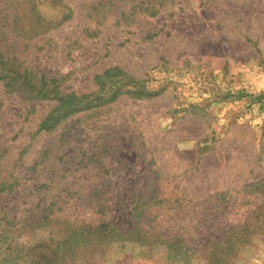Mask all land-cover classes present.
<instances>
[{
	"label": "rangeland",
	"instance_id": "rangeland-1",
	"mask_svg": "<svg viewBox=\"0 0 264 264\" xmlns=\"http://www.w3.org/2000/svg\"><path fill=\"white\" fill-rule=\"evenodd\" d=\"M263 93L264 0H0L13 264H264Z\"/></svg>",
	"mask_w": 264,
	"mask_h": 264
},
{
	"label": "trees",
	"instance_id": "trees-1",
	"mask_svg": "<svg viewBox=\"0 0 264 264\" xmlns=\"http://www.w3.org/2000/svg\"><path fill=\"white\" fill-rule=\"evenodd\" d=\"M112 72L111 69L106 70L103 73V77H108L109 74ZM135 93V92H133ZM37 94L39 96L42 97H49V98H55L58 101V105L56 106L55 110L51 111L47 117H45V119L42 121L41 125H40V130H51L52 128H54L59 122H61L64 118L68 117L70 114L78 111L79 109H81L82 106V102H81V98H83V96H78L75 93H63L57 89L51 90L50 92H45L44 90H39L37 92ZM138 95V97L142 96V95H146L145 93H141V92H137L136 93ZM116 96H114L115 98ZM113 98V97H112ZM260 99H263L264 101V93L261 94L259 96ZM1 191V190H0ZM7 237H9V235L7 234V232H2L0 234V240L3 242V244H8V247L6 248V250L4 251V258L2 259V263L3 264H13L15 261V256L13 254V249H12V242L13 239L9 240ZM18 259L20 260H36L35 262L37 264H43L40 263V261L44 260L43 256H29V255H21L18 257ZM38 261V262H37Z\"/></svg>",
	"mask_w": 264,
	"mask_h": 264
}]
</instances>
